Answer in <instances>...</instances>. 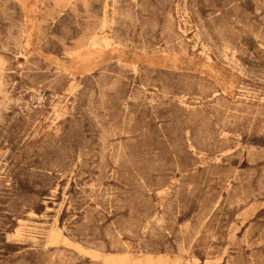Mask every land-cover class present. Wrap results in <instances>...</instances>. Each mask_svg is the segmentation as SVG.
Here are the masks:
<instances>
[{
  "label": "rangeland",
  "instance_id": "374dc122",
  "mask_svg": "<svg viewBox=\"0 0 264 264\" xmlns=\"http://www.w3.org/2000/svg\"><path fill=\"white\" fill-rule=\"evenodd\" d=\"M0 264H264V0H0Z\"/></svg>",
  "mask_w": 264,
  "mask_h": 264
},
{
  "label": "bare ground",
  "instance_id": "6f19581e",
  "mask_svg": "<svg viewBox=\"0 0 264 264\" xmlns=\"http://www.w3.org/2000/svg\"><path fill=\"white\" fill-rule=\"evenodd\" d=\"M3 108V107H2ZM153 232V231H152ZM60 257V256H59Z\"/></svg>",
  "mask_w": 264,
  "mask_h": 264
}]
</instances>
